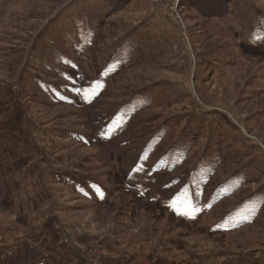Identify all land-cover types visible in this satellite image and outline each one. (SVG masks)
I'll use <instances>...</instances> for the list:
<instances>
[{
	"label": "rangeland",
	"instance_id": "rangeland-1",
	"mask_svg": "<svg viewBox=\"0 0 264 264\" xmlns=\"http://www.w3.org/2000/svg\"><path fill=\"white\" fill-rule=\"evenodd\" d=\"M56 260L264 264V0H0V264Z\"/></svg>",
	"mask_w": 264,
	"mask_h": 264
},
{
	"label": "built area",
	"instance_id": "built-area-1",
	"mask_svg": "<svg viewBox=\"0 0 264 264\" xmlns=\"http://www.w3.org/2000/svg\"><path fill=\"white\" fill-rule=\"evenodd\" d=\"M158 1L161 2V0H158ZM167 1L170 5H173V3L174 5H176L178 0H167Z\"/></svg>",
	"mask_w": 264,
	"mask_h": 264
},
{
	"label": "crops",
	"instance_id": "crops-1",
	"mask_svg": "<svg viewBox=\"0 0 264 264\" xmlns=\"http://www.w3.org/2000/svg\"><path fill=\"white\" fill-rule=\"evenodd\" d=\"M61 245H62V247H61V248H63V249H64V247H63V244H61ZM56 261H57V262H56L57 264H65V262H66L65 260H63V261H61V262H60V261L58 262V260H56Z\"/></svg>",
	"mask_w": 264,
	"mask_h": 264
}]
</instances>
